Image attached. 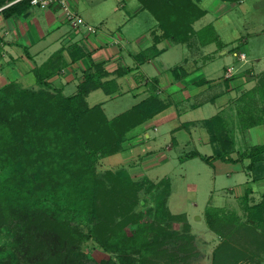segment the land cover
<instances>
[{"label": "trees", "instance_id": "trees-1", "mask_svg": "<svg viewBox=\"0 0 264 264\" xmlns=\"http://www.w3.org/2000/svg\"><path fill=\"white\" fill-rule=\"evenodd\" d=\"M13 1L0 0V8ZM198 1L138 0L139 9L151 13L159 31L152 32V48L162 40L190 43L194 22L207 12ZM29 7V0H20L0 12L10 17ZM208 29L200 30L207 31L200 43L216 42L221 48L218 36L211 37ZM137 59H148L146 51ZM64 65L58 52L34 67L36 87L15 82L0 87V264H96L82 249L86 241L108 254L98 264H187L193 255V236L185 214L167 208L169 180L136 179L124 167L97 172L100 159L122 151L130 130L167 105L151 94L109 119L100 105L89 106L85 99L94 88L107 91V84L100 81L101 66L94 65V71L85 74L74 94L64 95L46 81ZM237 100L240 127L260 124L264 74ZM258 101L263 105L259 107ZM202 125L210 134L214 154L191 152L186 158L199 157L210 164L216 159H249V170L264 160V144L246 148L235 159L230 156L234 140L221 116ZM250 193L246 188L239 202L249 214L247 222L253 224L264 216V195L250 205ZM224 212L205 210L208 226L217 233L216 222L237 220L234 213ZM174 222L181 223L180 231L172 227ZM226 240L214 250L213 262L229 246Z\"/></svg>", "mask_w": 264, "mask_h": 264}, {"label": "rangeland", "instance_id": "rangeland-1", "mask_svg": "<svg viewBox=\"0 0 264 264\" xmlns=\"http://www.w3.org/2000/svg\"><path fill=\"white\" fill-rule=\"evenodd\" d=\"M70 3L88 24L95 28L102 25L103 28L114 29L130 50H141L146 46V41H151L147 33L155 26L156 21L148 11H138V0H70ZM198 5L207 12L194 22L195 32L190 44H198L197 41L207 33H201L200 30L208 26L211 37L214 33L221 41L232 42L235 48L248 53L247 66L253 64L257 69L264 66V0H199ZM31 10L35 13L40 9L34 6ZM68 27L69 23L66 22L64 29L68 30ZM54 46L55 44L45 49L38 60L45 58ZM158 47L167 48L154 59L155 64L162 67L184 65L189 71L187 79L190 80L201 76L217 80L223 76L227 66H232L236 73L240 64L232 52L214 54L212 51L217 47L215 43L203 47L202 53L213 55L205 62L203 58L193 54L187 44H169L164 40ZM191 58L198 60V63L195 64ZM184 59L189 61L186 65ZM253 59L258 60L252 62ZM143 71L153 75L155 68L152 62L144 63ZM244 71L249 73L250 68ZM251 71L253 72L252 68ZM261 73L264 74V71ZM75 89V83H70L63 93L69 95ZM132 98L133 95L126 92L105 100V93L97 89L87 101L89 105L104 101V112L111 118L129 108ZM215 109L213 104H205L198 110L188 111L184 119L207 118ZM178 122L174 119L166 124L156 123L155 120L150 122L146 128L149 137L142 132L128 134L122 151L100 159L97 172L101 174L107 169L124 167L136 179L169 180L171 190L167 208L173 214H185L189 234L193 236V255L187 264H264V216L256 217L253 224L247 222L249 214L239 202L245 180L244 170L238 171L242 163L225 162L230 163L225 167L236 168L234 171H225L220 162L212 165L199 157L181 160V156L189 151L195 150L210 156L214 154V149L209 142L200 140L194 134L191 139L187 138L188 134L183 130L173 135L171 130ZM228 124L235 138L236 150H244L253 144L244 137V129L240 127L237 115L231 114ZM196 131L200 133L203 128L198 127ZM175 139L177 143L171 145ZM257 198L258 195L253 199L249 198V204L252 205ZM208 207L223 208L224 213L232 212L237 220L233 219L232 223L216 222L219 236L205 220V210ZM171 225L176 230H181V223L174 222ZM224 237L229 246L213 262V252ZM82 249L96 264L108 258V254L95 247L91 241H86Z\"/></svg>", "mask_w": 264, "mask_h": 264}, {"label": "crops", "instance_id": "crops-1", "mask_svg": "<svg viewBox=\"0 0 264 264\" xmlns=\"http://www.w3.org/2000/svg\"><path fill=\"white\" fill-rule=\"evenodd\" d=\"M3 7L0 8V11ZM32 7H29L21 15L13 14L10 17L0 12V87L9 82H15L29 88L36 87L33 75L34 67L41 65L59 52L65 61V65L58 73L50 76L46 81L51 86L61 89L62 92L68 84L75 83L76 89L69 95L74 94L77 91L78 84L84 79L85 74L93 72L95 69L94 65H100L102 72H104L100 81L107 84V91L100 87L90 90L85 95L87 104L89 96L95 90L101 89L105 93V100L130 92L133 95L132 103L126 110L151 94L157 96L167 105L166 108L152 118L130 130L126 138L128 134L134 135L141 132L149 137L146 128L149 127L150 122L155 120L156 123L166 124L168 121L174 119L179 122L171 130L173 135L183 130L188 134L187 138L191 139L192 134H194L200 140L209 142L214 149L213 144L210 142V134L202 125V122L215 115H219L225 122L229 134L234 140V149L230 153V156L235 159L243 151H238L235 148V138L230 132L228 120L231 114L237 115V110L241 106L237 99L256 85L258 75L264 71V66L261 69H257L253 64L247 66L249 62L248 53H245L240 48H235L232 42H223L218 37L219 41L223 44L220 48L216 42L202 44L200 41H197L198 44H187L166 40L169 44H187L193 54L195 53L197 57L203 58V62L213 57L211 53H202L203 47L215 43L217 47L212 51L214 54L224 55L227 52H232L240 62L238 68H236V73L230 78L225 77L226 68L229 67L227 66L224 69L223 76L217 80L208 79L204 76L190 80L187 79L189 71L184 65L162 67V65L155 64L154 59L167 48L158 47L160 42L152 48V32L156 31V33H159L155 26L147 33L150 35L151 41H146V46L143 49L134 51L127 48V45L116 35L114 29H106L102 25L95 28L84 21L86 25L94 27L96 32L92 33L84 27L73 28L70 25L69 29L66 30L64 29V24L67 21L62 17L57 5L39 8L40 10L35 13L31 10ZM72 8L77 12L74 7ZM53 44L55 46L50 53L44 56L45 58L38 60L43 51ZM77 50L84 53V55L79 56L76 52ZM144 51H146L148 59L142 62L138 61L137 55ZM241 53L245 55L243 61L239 59V54ZM191 59L195 64L198 63V60L194 61L195 58ZM254 60L257 61L258 59L251 61L253 62ZM151 62L155 68L153 75H149L143 71L144 63ZM187 62L189 61L184 59L185 65ZM247 68H250L249 73L244 71ZM103 103L104 101H101L88 105H100L104 112ZM205 104H213L216 108L211 116L207 118L184 119L188 111L198 110ZM261 105L263 104L258 101V106L260 107ZM198 127L203 128V131L197 133ZM244 137L250 139V142L253 143L250 146L264 144V116L260 124L244 129ZM173 142L171 145L177 143L176 139ZM191 152L200 153L195 150L189 151L181 156V160L189 159L185 156ZM217 162L222 164L220 166L225 171H234L236 169L235 167H225L230 163L227 164L225 163L227 161L220 159L214 160L211 164L215 165ZM237 162L242 163L238 171L244 170L245 174L244 185L241 187L240 195L244 193L246 188H249L251 190L249 198L253 199L255 195H258L259 198L254 203L260 202L264 195V160L259 161L253 170L247 168L249 159Z\"/></svg>", "mask_w": 264, "mask_h": 264}, {"label": "built area", "instance_id": "built-area-1", "mask_svg": "<svg viewBox=\"0 0 264 264\" xmlns=\"http://www.w3.org/2000/svg\"><path fill=\"white\" fill-rule=\"evenodd\" d=\"M17 1L20 0H14L13 2L7 3L5 7ZM29 5L39 8H47L51 5H57L62 17L69 23L71 27H84L92 33L96 32V29L86 25L83 18L72 8L70 0H29ZM239 59L243 61L245 59V55L243 53L239 54ZM233 74L234 68L232 66L227 67L225 71V77L230 78Z\"/></svg>", "mask_w": 264, "mask_h": 264}]
</instances>
